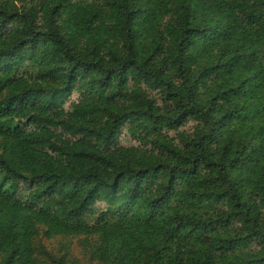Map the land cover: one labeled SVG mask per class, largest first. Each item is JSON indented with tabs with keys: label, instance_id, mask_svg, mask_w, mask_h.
Instances as JSON below:
<instances>
[{
	"label": "trees",
	"instance_id": "16d2710c",
	"mask_svg": "<svg viewBox=\"0 0 264 264\" xmlns=\"http://www.w3.org/2000/svg\"><path fill=\"white\" fill-rule=\"evenodd\" d=\"M58 238L264 264V0H0V264Z\"/></svg>",
	"mask_w": 264,
	"mask_h": 264
},
{
	"label": "rangeland",
	"instance_id": "374dc122",
	"mask_svg": "<svg viewBox=\"0 0 264 264\" xmlns=\"http://www.w3.org/2000/svg\"><path fill=\"white\" fill-rule=\"evenodd\" d=\"M121 143L123 145H133L134 141L123 135L121 137ZM47 244L49 246V250H53L54 252H58L61 249V246H67L72 250L74 257L78 259L82 264H90L88 258L84 255L76 239L58 238L50 241Z\"/></svg>",
	"mask_w": 264,
	"mask_h": 264
}]
</instances>
